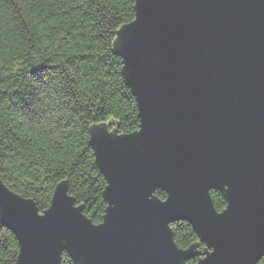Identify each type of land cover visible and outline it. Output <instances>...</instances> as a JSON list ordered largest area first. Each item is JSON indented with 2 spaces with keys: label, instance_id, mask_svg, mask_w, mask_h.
Returning <instances> with one entry per match:
<instances>
[{
  "label": "water",
  "instance_id": "water-1",
  "mask_svg": "<svg viewBox=\"0 0 264 264\" xmlns=\"http://www.w3.org/2000/svg\"><path fill=\"white\" fill-rule=\"evenodd\" d=\"M139 129L90 127L107 207L93 223L55 187L49 207L0 179L13 264H256L264 256V0H136L116 31ZM165 192L164 199L155 195ZM222 192L217 211L210 191ZM199 241L180 248L170 224ZM205 245L204 250L199 247Z\"/></svg>",
  "mask_w": 264,
  "mask_h": 264
},
{
  "label": "trees",
  "instance_id": "trees-1",
  "mask_svg": "<svg viewBox=\"0 0 264 264\" xmlns=\"http://www.w3.org/2000/svg\"><path fill=\"white\" fill-rule=\"evenodd\" d=\"M135 1L0 0V179L39 212L66 181L83 213L95 224L103 219L107 182L95 163L90 127L105 124L118 134L139 129L136 98L113 48L116 31L135 18ZM210 194L222 211V192ZM155 195L166 197L161 189ZM170 227L180 248L199 241L187 221ZM18 251L0 220V264H13ZM61 264L75 263L64 251Z\"/></svg>",
  "mask_w": 264,
  "mask_h": 264
},
{
  "label": "rangeland",
  "instance_id": "rangeland-1",
  "mask_svg": "<svg viewBox=\"0 0 264 264\" xmlns=\"http://www.w3.org/2000/svg\"><path fill=\"white\" fill-rule=\"evenodd\" d=\"M196 261H197V258L195 259V263H196Z\"/></svg>",
  "mask_w": 264,
  "mask_h": 264
}]
</instances>
